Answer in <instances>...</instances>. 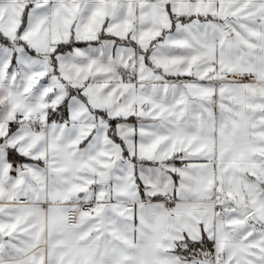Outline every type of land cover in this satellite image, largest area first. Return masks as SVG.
Masks as SVG:
<instances>
[{
  "label": "snow or ice",
  "instance_id": "6c2138e0",
  "mask_svg": "<svg viewBox=\"0 0 264 264\" xmlns=\"http://www.w3.org/2000/svg\"><path fill=\"white\" fill-rule=\"evenodd\" d=\"M0 264H264V0H0Z\"/></svg>",
  "mask_w": 264,
  "mask_h": 264
},
{
  "label": "crops",
  "instance_id": "0c3cea01",
  "mask_svg": "<svg viewBox=\"0 0 264 264\" xmlns=\"http://www.w3.org/2000/svg\"><path fill=\"white\" fill-rule=\"evenodd\" d=\"M217 113H218V109H217Z\"/></svg>",
  "mask_w": 264,
  "mask_h": 264
}]
</instances>
